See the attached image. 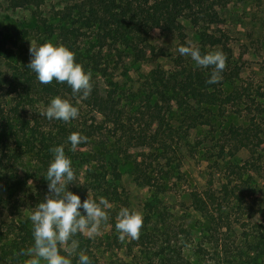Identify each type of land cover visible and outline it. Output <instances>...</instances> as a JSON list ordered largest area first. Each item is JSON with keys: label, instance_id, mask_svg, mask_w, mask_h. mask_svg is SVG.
<instances>
[{"label": "rangeland", "instance_id": "rangeland-1", "mask_svg": "<svg viewBox=\"0 0 264 264\" xmlns=\"http://www.w3.org/2000/svg\"><path fill=\"white\" fill-rule=\"evenodd\" d=\"M82 1L42 0L35 4L22 3L21 0H0V38L6 39L25 29L28 31L25 55L12 48V58L0 57V72L5 85L0 90V116L8 112L17 121H24L28 129H37L41 133L57 129L59 120L40 115L50 100L36 98L31 102L30 99L22 98L12 88L16 80L11 75L16 65L22 64L28 68L31 42L34 46L49 41L58 43L56 34L47 30L48 25L62 22L68 11L75 16L76 6ZM220 12V24L195 26L188 19H183L186 31L184 41L160 28H152L146 41L136 36L109 46V53L113 57L112 78L124 97H128L129 100H126L135 99L136 105L143 102L141 95L148 86L153 69L172 74L185 66H196L190 56L179 54L178 47L195 48L201 45L200 33L218 35V29L226 34L225 44L203 45L206 53L221 51L225 56L223 70L226 76L235 79L236 84L248 87L250 94L257 96L262 92L264 0H225ZM132 40H135L136 48L126 45ZM223 89L226 95H231L232 84L226 81ZM252 97L243 96L241 100L229 102L224 107H210V112L205 114V122L188 131L182 124L183 109L173 101L165 113L169 125L162 127L166 143L161 144L157 151L154 150L156 157L144 155L153 163L152 181L159 185L158 189L154 185L138 183L134 179L131 162L120 158V194L114 202L108 201L111 205L107 209L108 220L102 222L95 233L84 234L90 239L101 264H264V252L251 246L264 238V143L257 149L255 164L249 168L243 166L247 159H251L246 148L233 152V148L226 145L225 152L219 156L221 143L227 142L229 128L249 125L251 118L257 117V105L252 102ZM99 117L98 113L92 114L82 109L78 119L87 120L89 124L100 121ZM108 129L106 126L102 132L79 144L75 151L91 160L93 155L100 153V149L103 150L100 141L111 133ZM65 145L70 149V142L67 141ZM132 151L139 158L143 157L140 150ZM40 157L21 151L12 139L0 144L2 231L6 230L2 223L11 220L18 224H31L28 217L34 209L32 206L36 205V200L32 198L48 194L45 175L36 172L44 166ZM93 165L96 166V163L91 161L81 166L74 180L66 182L68 190L78 194L81 199L87 197L88 193L90 198L94 197L93 192L86 190L83 184L89 166ZM12 176L19 180L31 177L28 187L25 186L27 192H18ZM223 183L233 188L243 199L239 200L237 196L230 199L231 206L226 207L225 217L219 219L218 228L206 214L194 208L191 193L212 187L221 195ZM153 203L155 208L151 207ZM122 207L135 210L143 216L142 227L147 230L141 228L136 239H118L115 223ZM151 208L156 211L154 214ZM146 215L149 219L145 221ZM223 223L228 226H221Z\"/></svg>", "mask_w": 264, "mask_h": 264}, {"label": "trees", "instance_id": "trees-1", "mask_svg": "<svg viewBox=\"0 0 264 264\" xmlns=\"http://www.w3.org/2000/svg\"><path fill=\"white\" fill-rule=\"evenodd\" d=\"M40 1L42 0H21L22 3L35 4H39ZM224 5L225 0H84L77 4L76 17L68 11L65 13V18L61 19L62 22L48 25L47 30L51 34H56L58 44H63L74 52L76 62L81 63L85 70L91 71L90 94L86 98L80 93L73 94L66 82L58 83L53 80L48 84H42L36 79L35 73L22 64L13 68L11 76L14 75L16 82L12 88L22 98L30 99L31 102L36 98L49 101L55 96L68 99L78 108V116L83 109L92 114L98 113L100 121L87 124V120L81 121L77 116L68 122L59 120L60 124L57 125L56 130L41 133L37 129H28L24 121L19 122L16 117L6 112L5 116H0V144L12 139L21 151L41 156L44 166L39 167L36 172L42 176L46 174L52 159L50 148L65 145L68 135L72 132H79L89 139L108 126L111 133L101 139L103 150L100 149L99 154L93 155V159L90 160L77 151H70L65 147L66 145L64 150L71 159L74 175H77V170L81 166L91 161L96 163V166L88 168V175L83 183L85 189L93 192L94 200L103 197L107 201L114 202L120 194L119 182L122 180L120 158L131 162V170L138 183L160 188L152 181L153 163L145 156L156 157L154 150L157 151L161 144L166 143L162 127L168 124L165 113L173 101L183 109L182 124L188 131L205 122V114L210 112V107H224L229 102L241 100L243 96H253L252 102L256 103L258 110L257 117L251 118L249 125L229 128L226 134L227 142L221 143L219 156H222L220 153L225 152L226 145L233 148V152L246 148L251 159H247L243 166L249 168L254 165L257 149L264 143L262 136L264 135L262 127L264 126V89L257 96L250 94L248 87L236 84L235 79L226 76L225 70H222V78L217 83L209 84L207 81L212 66H185L181 71L172 74L157 68L150 72L148 86L141 95L143 102L136 105L135 99L126 100L128 97H124L112 78L113 57L109 53L111 49H108L109 46L136 36L146 41L152 28H160L184 41L186 31L183 19H188L195 26L220 24L222 22L220 9ZM218 31V35L200 33L201 45L195 48H198L201 54H205L203 45L224 46L226 34L222 29ZM27 34L28 31L25 29L6 39L0 38V57L12 58V48L25 55ZM126 45L136 48L135 40L126 42ZM226 81L232 84L231 95L224 93L223 83ZM4 86L0 72V90ZM132 149L140 150L143 157L139 158ZM11 178L16 182L19 193L27 192L31 177L22 180L14 179V176ZM220 192L221 195L209 187L191 193L194 208L206 214L218 228L219 219L223 220L225 217L223 215L226 207L231 206L230 199L234 196L239 200L243 199V196L239 198L236 191L226 183H223ZM40 198L32 199L38 204L44 200V196L41 195ZM85 198L83 196L81 200ZM34 207L35 205L32 206ZM151 207L155 208V204L153 203ZM153 208H151L152 214L156 212ZM148 219L149 216L146 215L145 221ZM2 224L6 230L2 231L0 227V264H24L28 258L25 254L26 250L33 245L32 223L25 225L11 220ZM221 226L228 225L223 223ZM73 239L78 242V246L71 257L72 264H76L77 254L81 250L90 257L92 264H101L90 239L80 232ZM247 242L250 243L249 237ZM70 243V241L66 242L64 247H70ZM251 246L264 252V238ZM61 254L66 253L62 250Z\"/></svg>", "mask_w": 264, "mask_h": 264}, {"label": "clouds", "instance_id": "clouds-1", "mask_svg": "<svg viewBox=\"0 0 264 264\" xmlns=\"http://www.w3.org/2000/svg\"><path fill=\"white\" fill-rule=\"evenodd\" d=\"M180 55L190 56L198 67L212 66L209 84L217 83L222 77L225 67V56L221 51H210L201 54L198 48L180 46ZM30 68L36 79L42 84L66 82L73 94L80 93L86 98L92 88L91 71L85 70L81 63L76 62L74 52L63 44L45 42L29 48ZM48 119L68 122L78 116V108L68 99L53 97L45 110L40 113ZM70 151L87 141V137L79 132L68 135ZM52 159L46 170L48 194L44 200L35 205L29 214L32 222L33 245L26 250L28 258L24 264H72V255L78 246L73 237L78 233H95L102 222L108 220L107 209L110 203L103 197L97 200L90 198L89 193L82 201L81 197L68 190L66 182L74 180L71 159L65 154L64 145L49 149ZM143 225L141 213L122 207L116 218L115 229L118 239L126 237L136 239ZM70 241V247L65 243ZM63 250L66 254H61ZM76 264H92L90 257L82 250L77 254Z\"/></svg>", "mask_w": 264, "mask_h": 264}]
</instances>
